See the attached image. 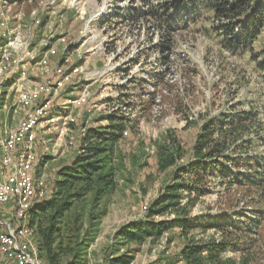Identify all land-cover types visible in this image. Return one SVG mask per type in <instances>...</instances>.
Listing matches in <instances>:
<instances>
[{
    "label": "rangeland",
    "instance_id": "374dc122",
    "mask_svg": "<svg viewBox=\"0 0 264 264\" xmlns=\"http://www.w3.org/2000/svg\"><path fill=\"white\" fill-rule=\"evenodd\" d=\"M149 1L154 7L155 0ZM147 3V0H0V45L5 31L18 36V44L22 46L10 64L15 65L13 72L0 76L7 87L0 108L7 104L6 117L13 121L0 127V160L5 130L15 129L25 114L19 96L16 98L13 92L9 93L12 97L9 103L4 101L8 89L13 90L12 83L22 76L25 80L21 83L35 87L47 76L52 80L49 75L56 66L57 70L63 67L67 72L76 66L82 70L74 72L63 88L44 94L41 104L51 100V110L58 120L52 125L42 122L36 129L37 139L18 148V153L28 149L34 154V203L51 196L58 172L75 159L89 130L107 125L111 113L124 114L129 119L123 138L113 145L107 169L114 170L116 183L95 206L94 213L99 218L92 221L90 217L93 197H85V202L79 201L75 207L82 210L81 230H91L94 235L87 247L86 264H106L112 254L128 251L134 254L132 264H187L180 257L186 240L179 227L171 228L159 239L147 237L143 242L124 239L118 235L119 229L129 221L147 217L150 204L159 197L164 184L172 180L178 165L191 159L194 143L208 117L231 115L234 109L248 108L247 103L260 112L256 119L252 118L255 127L246 149L237 153L236 158L240 156L241 160L226 163L230 171L226 177L218 171L215 175L210 173L205 193L199 197L191 216L226 215L229 221L237 223L242 221L239 215L245 213V218H252L256 213V218L258 211L264 210L263 185L258 188L235 183V174L243 175L242 170L248 176L257 174L260 153L264 167V71L252 60L250 48L233 50L221 45L207 22L190 23L169 34L175 48L165 58L170 63L166 70L161 63L163 54H167L161 50L165 34L156 27L154 17L147 14L150 10ZM145 14L148 19L143 18ZM28 33L32 34V40ZM263 40L261 36L253 42L254 51L262 47ZM46 41L53 45L51 54L47 50L51 45ZM41 47H45V53H41ZM41 58H46L52 67L50 73L39 70L40 65L36 64ZM24 68L25 75L21 73ZM173 138L181 144L185 156L177 159L176 165L161 168V150L167 148L175 153ZM250 161L255 165L249 167ZM260 171L264 178V168ZM12 172L2 167L0 161V178H9ZM9 204L14 210L15 202ZM261 224L264 225V219ZM261 224L257 225L259 235L251 242V252L255 254L251 264H264ZM227 235L220 227L208 225L189 234L204 241L223 240ZM247 253L248 249L241 253L228 249L225 257L241 262Z\"/></svg>",
    "mask_w": 264,
    "mask_h": 264
},
{
    "label": "trees",
    "instance_id": "16d2710c",
    "mask_svg": "<svg viewBox=\"0 0 264 264\" xmlns=\"http://www.w3.org/2000/svg\"><path fill=\"white\" fill-rule=\"evenodd\" d=\"M147 1L150 7L147 14L154 17L155 25H158L156 27L165 34L162 36L161 50L167 54H163L161 63L165 64L166 70L170 63L165 58L170 57L175 48L169 34L178 32L179 28H186L190 23L207 22L208 29L220 38L221 45L233 50L250 48L252 60L257 62L258 69L264 71V40L259 50L254 51L252 48L256 39L264 37V0H155L154 7ZM147 14L143 18L148 19ZM247 105L248 108L234 109L231 115L224 113L219 117H208L194 143L191 159L178 165L172 180L164 184L159 197L150 204L147 217L123 225L119 229V236L129 241L143 242L147 237L159 239L166 231L179 227L186 240L180 250V257L187 264H251L255 261L251 242L259 235L257 228L264 219V210L258 211L256 218V213L252 218H245V213L239 215L242 221L237 223L229 221L226 215L215 218L191 216L199 197L205 193L210 173L215 175L218 171L226 177L230 172L226 163L234 164L241 160L240 156L236 158L237 153L246 149L249 134L255 127L252 118L256 119L260 112L252 104ZM127 119L124 114L111 113L107 125L89 130L82 139L81 150L75 159L58 172L51 196L36 202L30 209V224L35 228L39 256L45 264H86L87 247L94 235L91 230H81L84 221L82 210L75 207L79 201L85 202V197H93L90 217L92 221L99 218V214L94 213L95 206L102 199L101 196L115 186V172L107 167L110 165L113 145L123 138V129L129 122ZM260 136L263 138V135ZM172 144L175 153L167 148L161 150V168L176 165L177 159L185 156L176 138L172 139ZM261 155L257 174L248 176L242 170L243 175L235 174V183L258 188L264 186L260 171L264 168ZM253 165L255 163L250 161L249 167ZM203 225L220 227L222 231L228 232L227 238L204 241L189 236L191 231ZM261 228L264 230V225L261 224ZM228 249L240 253L248 249L249 253L240 262L234 257H225ZM133 259L134 254L130 251L115 253L106 264H132Z\"/></svg>",
    "mask_w": 264,
    "mask_h": 264
},
{
    "label": "bare ground",
    "instance_id": "6f19581e",
    "mask_svg": "<svg viewBox=\"0 0 264 264\" xmlns=\"http://www.w3.org/2000/svg\"><path fill=\"white\" fill-rule=\"evenodd\" d=\"M1 33L2 31H0V35ZM3 36L4 41L0 45V76L8 73L1 72V68H8L12 64L15 53L22 48L18 44V36L14 37V34L5 31ZM36 65H40L39 70L44 73L46 68L41 66L48 65V61L46 58H41ZM50 71H52L51 68H47V74ZM81 71L80 67L75 68V72ZM21 73L27 74L26 69L24 68ZM73 74L67 73L63 67H59L58 70L54 68L50 73L49 76L52 80L45 86H42L41 81L35 87H28L25 83L20 82L25 80L22 76L15 83H12L14 86L19 80L24 86L25 92L19 95V100L24 106L25 114L15 129L9 128L4 132L3 150H5V154L2 157L1 165L9 171L13 170V172L9 178H0V204L7 205L14 201L13 212H16L18 208L23 209V212L20 215L12 213V219L9 220L2 216L0 218L5 219L6 226H3V233L6 236L5 247L11 254L15 253V256L19 257L21 264H44V261L39 256V249L35 240V228L30 224V209L35 205L33 198L36 194V188H29L32 187V184H36L32 175L34 154L28 149L18 153V148L37 139L36 129L42 122L51 125L57 122L58 117L51 110V100L44 102L46 106H49L44 110L37 108V104H41L44 94L47 96L52 90H58L69 83ZM5 86L6 81L0 78V106L3 104L2 95L7 89ZM11 131H14V135L11 134ZM17 140L18 143H16ZM10 143H13L12 147H10ZM3 194H10V198H3Z\"/></svg>",
    "mask_w": 264,
    "mask_h": 264
},
{
    "label": "built area",
    "instance_id": "2783aa9c",
    "mask_svg": "<svg viewBox=\"0 0 264 264\" xmlns=\"http://www.w3.org/2000/svg\"><path fill=\"white\" fill-rule=\"evenodd\" d=\"M1 6V5H0ZM30 35V40H32V34L28 33ZM47 44H49V41H46ZM51 45V44H49ZM51 47L53 48V45H51ZM28 56V52H25ZM24 53H18V54H24ZM12 66H15V65H11L10 67L8 68H1V72H13V67ZM41 67H44L46 68V74H47V68H52L50 67L49 65H46V66H41ZM77 67V66H76ZM31 67H29V70H30ZM57 69V66L55 67ZM75 72V68L72 72H67V73H74ZM67 77V76H66ZM51 79H48V76L46 79H44L42 81L43 85L42 86H45V84H47ZM16 98L22 94L24 91V86L23 84H21L18 80V82L13 86V91H12ZM49 106H46L44 103L42 104H37V108H41V109H46L48 108ZM14 131H11V134L14 135L13 133ZM9 140V139H8ZM18 143V140L17 142ZM13 146V143H10V147ZM16 179V177H15ZM29 188H36V184H32V187H29ZM42 195V194H41ZM3 198H10V194H3ZM23 212V209H19L16 211V212H13V214L15 215H20V213ZM3 226H6L5 225V219L3 218H0V264H21L20 263V259L19 257H16L15 256V253H12L7 249V247H5V237L4 236V233H3ZM16 240V239H15Z\"/></svg>",
    "mask_w": 264,
    "mask_h": 264
},
{
    "label": "crops",
    "instance_id": "0c3cea01",
    "mask_svg": "<svg viewBox=\"0 0 264 264\" xmlns=\"http://www.w3.org/2000/svg\"><path fill=\"white\" fill-rule=\"evenodd\" d=\"M36 41V40H35ZM34 41V42H35ZM37 45H39V44H36V46ZM52 47L50 46L47 50H48V52H49V54H51V51H53L52 49H51ZM41 53H45V47H41ZM51 58H52V56H51ZM51 58H50V60H51ZM33 71L36 73V71L33 69ZM13 90L12 89H8V93L6 94V97H5V99H4V101L6 102V101H8V103H9V101H10V99L12 98H10L9 97V93L10 92H12ZM10 98V99H9ZM6 107H7V104H5V105H3L1 108H0V127H2V125L4 124V123H9V121H11V122H13L12 121V119L10 118V120H9V118L8 117H6V115L7 114H9V113H7V110H6ZM22 110V109H21ZM22 112H23V110H22ZM4 117V118H3ZM17 123V121H15V124ZM1 145H2V143H0ZM1 150H3V147H1ZM5 154V150H3V153H2V156ZM1 158V157H0ZM1 161V160H0ZM12 203V202H11ZM11 204H7V206H0L2 209L0 210V215L2 216V217H5V218H8V219H10V218H12V211H13V209L11 208V206H10Z\"/></svg>",
    "mask_w": 264,
    "mask_h": 264
}]
</instances>
